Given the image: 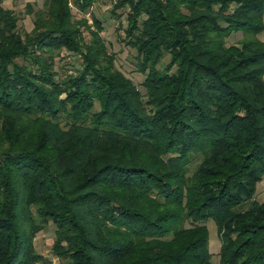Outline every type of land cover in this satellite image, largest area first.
I'll return each instance as SVG.
<instances>
[{
	"label": "trees",
	"instance_id": "obj_1",
	"mask_svg": "<svg viewBox=\"0 0 264 264\" xmlns=\"http://www.w3.org/2000/svg\"><path fill=\"white\" fill-rule=\"evenodd\" d=\"M42 1L28 31L0 0V264L51 223L59 264H216L209 219L218 264H264V0H111L144 93L97 16Z\"/></svg>",
	"mask_w": 264,
	"mask_h": 264
},
{
	"label": "rangeland",
	"instance_id": "obj_2",
	"mask_svg": "<svg viewBox=\"0 0 264 264\" xmlns=\"http://www.w3.org/2000/svg\"><path fill=\"white\" fill-rule=\"evenodd\" d=\"M70 4L73 8L74 17L80 19L82 17L87 18L89 24L93 23V15L97 16L104 25V30L102 32L105 38L108 48L111 52L117 54L116 65L121 69L127 76H129L133 81L139 86L140 90L144 93L145 90L142 86L145 75L137 71V60L135 58L136 52L127 46L124 37V32L122 27L126 26V14L127 9L122 10L123 16L117 18L113 15V2L111 0H97L92 8L86 12H80L74 6L73 0H70ZM27 2H35L34 10L43 7L42 0H4V5L6 7L12 8L20 18V28L22 30L30 31L33 28V22L35 19L34 13H29L26 7ZM121 27V28H120ZM243 37L242 32L233 34L228 38V44L237 43ZM258 37L264 41V31L261 32ZM79 56L73 52L67 50L62 51L59 57L55 59V69L59 72V75H64L66 73H71V71L76 70L80 67L81 61ZM71 70V71H70ZM199 159L192 160L189 167V173H192L199 162ZM257 201L264 200V176L263 180L260 182L255 195ZM251 204V201L245 202L239 208L244 210L247 209ZM208 227L210 230V250L213 253V261L219 263V252L221 247V240L217 236V225L213 219H209ZM55 239V226L50 224L46 229L42 230L35 238V245L37 251L45 257V260L39 262L38 264H59V258L53 255L52 244Z\"/></svg>",
	"mask_w": 264,
	"mask_h": 264
},
{
	"label": "crops",
	"instance_id": "obj_3",
	"mask_svg": "<svg viewBox=\"0 0 264 264\" xmlns=\"http://www.w3.org/2000/svg\"><path fill=\"white\" fill-rule=\"evenodd\" d=\"M217 236H218V228H217ZM219 237V236H218ZM220 249H221V247H220Z\"/></svg>",
	"mask_w": 264,
	"mask_h": 264
}]
</instances>
